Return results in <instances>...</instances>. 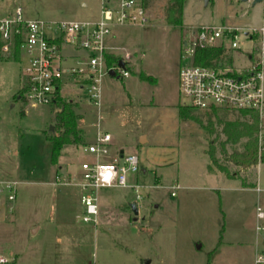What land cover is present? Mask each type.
<instances>
[{
  "label": "rangeland",
  "instance_id": "374dc122",
  "mask_svg": "<svg viewBox=\"0 0 264 264\" xmlns=\"http://www.w3.org/2000/svg\"><path fill=\"white\" fill-rule=\"evenodd\" d=\"M165 1L149 2L145 26L115 30L113 43L132 55L130 76L102 78L98 109L87 104L83 89L63 85L60 95L73 103L84 143L64 146L54 165L45 135L57 133V109L25 104L23 61L0 62V181L17 183L11 214L0 196V257L6 264H252L264 171L259 161L249 168L234 164L239 144L215 155L232 180L217 171L203 154V131L179 120L177 105L187 101L178 78L190 63L182 43L192 28L259 29L262 7L250 0H185L181 24L171 26L163 20ZM17 8L25 19L81 22L96 20L100 6L99 0H0V20ZM98 115L100 128L115 135V147L137 157L138 170L127 184L140 188V199L130 187L98 190V225L92 228L79 222L73 190L53 183L89 159L83 146L91 142Z\"/></svg>",
  "mask_w": 264,
  "mask_h": 264
},
{
  "label": "built area",
  "instance_id": "2783aa9c",
  "mask_svg": "<svg viewBox=\"0 0 264 264\" xmlns=\"http://www.w3.org/2000/svg\"><path fill=\"white\" fill-rule=\"evenodd\" d=\"M144 0H99V17L92 21L45 22L23 17L20 8L13 15L0 20L1 51L12 57L18 40L21 73L26 84L23 100L31 107L50 105L54 92L65 75L77 78L85 91L90 106H100V82L113 71L114 76L128 78L131 53L123 47L108 44L115 30L125 27H143L148 23ZM60 42V44H58ZM183 55L190 63L179 71V93L186 99L184 105L197 110L212 108L248 110L258 117V152L264 150V22L259 29L221 25L192 28L182 43ZM84 52L81 59L64 68L63 49ZM221 49L216 66L204 67L193 63L198 51ZM113 55L118 63L107 65V56ZM119 62L122 67H119ZM97 116L94 139L83 147L88 160L81 162L71 177H55L54 186L73 190L81 213L79 222L95 228L99 208L95 193L100 189L130 187L136 200L140 199L137 185H128V175L137 172L138 159L127 155L114 145L115 135L100 128ZM177 185L171 188L175 197ZM257 192H261L256 188ZM17 183L0 181V196L4 197L7 212L14 210ZM255 235L252 264H264V211L255 207ZM7 260L0 257V264Z\"/></svg>",
  "mask_w": 264,
  "mask_h": 264
},
{
  "label": "trees",
  "instance_id": "16d2710c",
  "mask_svg": "<svg viewBox=\"0 0 264 264\" xmlns=\"http://www.w3.org/2000/svg\"><path fill=\"white\" fill-rule=\"evenodd\" d=\"M151 0H144L143 7L146 10ZM185 0H166L163 5V20L167 25L179 26L181 24L182 7ZM264 2V0H263ZM264 22V11H263ZM60 44V42H58ZM16 40L12 51V57L8 58L2 51V43L0 40V62L13 60L19 61V47ZM223 51L221 49H208L198 51L193 63L195 65L211 67L216 66ZM107 65L111 66L118 63V60L113 55L107 56ZM61 83H58V88L54 92L52 105L58 111L54 114V124L57 133L46 134L45 140L51 150V164H56L60 157L64 146H75L84 143L82 131L78 129V115L74 111V105L71 101H65L61 95ZM24 93V90L21 94ZM177 112L180 122L195 123L204 133L203 154L216 167L217 171L223 176L227 172L217 165L215 155H225L226 146H240L241 153H234L231 157L234 164L242 168H249L259 163L264 171V150L258 152L257 132H258V117L255 112L248 110H233L212 108L209 110H197L186 105H177ZM222 137V138H221ZM84 147V146H83ZM211 171L210 166L207 167ZM230 179L228 176H225ZM232 180V179H230ZM244 187H251L242 183Z\"/></svg>",
  "mask_w": 264,
  "mask_h": 264
},
{
  "label": "crops",
  "instance_id": "0c3cea01",
  "mask_svg": "<svg viewBox=\"0 0 264 264\" xmlns=\"http://www.w3.org/2000/svg\"><path fill=\"white\" fill-rule=\"evenodd\" d=\"M247 1H249V0H247ZM246 1V2H247ZM250 2H252V4H253V1L252 0H250ZM256 4H260L261 5V7H262V12L264 11V2L262 1L261 3H256ZM254 5V4H253ZM82 7H85L86 8V4H82ZM115 35V34H114ZM115 37V36H114ZM113 38L112 39H110L109 41H108V44L109 45H111V46H115V47H123V48H125L126 50H128L125 46H121V45H116V44H114L113 43ZM129 51V50H128ZM84 56V52H82V51H79V50H74V49H71V48H67V47H65L64 49H63V51H62V57H63V61H59V63H60V65H61V67H64V68H67V67H69V66H71L72 64H74V62L77 60V59H81L82 57ZM69 61H71L72 63L71 64H68L67 62H69ZM67 78V79H66ZM76 79L77 78H71V77H69V76H67V75H65L64 77H63V80H62V82H61V88L63 87V85L66 83V82H72L73 84H75L79 89H81V86L78 84V82L76 81ZM88 104V103H87ZM89 105V104H88ZM90 106V105H89ZM56 111H58V110H56ZM78 115V114H77ZM79 116V115H78ZM80 119V118H79ZM80 121H82V119L80 120ZM92 125V124H91ZM91 125L89 126V127H91ZM90 134V136H91V138H90V140H91V142L93 141V139H94V133L93 134H91V133H89ZM90 142V143H91ZM87 144H89V143H87ZM115 145V144H114ZM116 146V145H115ZM121 150V149H120ZM222 175V174H221ZM36 231L38 230V229H35ZM71 238H70V235L69 234H67V239H66V241L68 242V241H71L70 240ZM256 241H257V237H256V235H255V237H254V239H253V243L251 244L253 247H254V245H255V243H256ZM61 242V239L60 238H57V243H60ZM66 242V243H67ZM69 244V243H68ZM254 249V248H253ZM253 259V258H252ZM253 261V260H252Z\"/></svg>",
  "mask_w": 264,
  "mask_h": 264
},
{
  "label": "water",
  "instance_id": "95a60500",
  "mask_svg": "<svg viewBox=\"0 0 264 264\" xmlns=\"http://www.w3.org/2000/svg\"><path fill=\"white\" fill-rule=\"evenodd\" d=\"M241 1L246 2L247 0H241ZM252 1H253V4H256V3H261L263 0H252ZM118 66L122 67V63L119 62ZM108 75H109V77H114L113 71H109ZM50 130H52V127L50 128ZM130 210H131V213L134 217H136L138 215V209L135 205H131Z\"/></svg>",
  "mask_w": 264,
  "mask_h": 264
}]
</instances>
